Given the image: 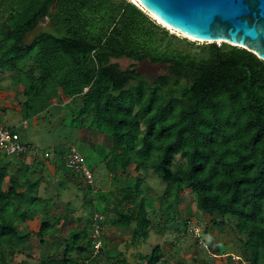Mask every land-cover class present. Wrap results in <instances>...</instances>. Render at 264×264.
Instances as JSON below:
<instances>
[{
  "label": "trees",
  "instance_id": "obj_1",
  "mask_svg": "<svg viewBox=\"0 0 264 264\" xmlns=\"http://www.w3.org/2000/svg\"><path fill=\"white\" fill-rule=\"evenodd\" d=\"M43 20L48 24L38 27ZM174 40L180 37L131 0H0V89H13L24 125L55 100L80 125L87 118L88 126L109 136L102 158L119 184L96 189L91 202L104 216L103 226L129 228L134 244L149 237L150 213L165 219V231H187L190 220L178 218L187 189L213 224L227 220L238 228L246 257L238 255L239 263L260 264L264 61L226 42L201 43L199 52L191 53L175 47ZM120 59L131 62L122 68ZM145 60L164 65L165 71L148 79L137 68ZM4 73L10 80L1 85ZM0 125L17 133L13 126ZM17 135L28 147L13 155L22 161L31 151H47L22 143ZM70 147L79 152L73 145L52 152L60 159ZM148 171L165 183L157 208L146 206L141 173ZM7 175L0 167V264H10L9 254L18 253L29 237L19 227L25 209L49 207L37 194V178L12 177L4 191ZM57 220L53 216L40 223L35 233L40 242L57 238ZM90 225L89 217L85 225L70 229L62 243L52 241L51 247L60 251L39 264H120L121 259L109 260L113 256H107L104 244L93 252ZM140 258L145 264H165L159 244Z\"/></svg>",
  "mask_w": 264,
  "mask_h": 264
},
{
  "label": "rangeland",
  "instance_id": "obj_2",
  "mask_svg": "<svg viewBox=\"0 0 264 264\" xmlns=\"http://www.w3.org/2000/svg\"><path fill=\"white\" fill-rule=\"evenodd\" d=\"M144 11L151 18L155 19L156 23H160L162 27L168 29L169 33L180 37V40L173 41V45L178 49L197 53L199 52L197 45L207 43L194 40L173 30L154 18L146 10ZM47 24L48 21L43 20L38 24V27ZM30 39L31 37L28 36L27 40L29 41ZM183 39L194 42L191 45ZM216 43L219 42L217 41ZM130 62L128 59L118 60L122 68L126 67ZM137 68L148 79H153L165 71L164 65L152 64L148 60L138 63ZM9 77L10 74L4 73L1 85L8 83L10 80ZM13 96V89H0V105L7 107L5 112L0 111V123L9 127L13 126L14 130L19 134L22 143L33 145L42 150L47 149L50 154L45 157L43 152L40 154H31V151L30 155L28 153L24 162L16 156L5 157L0 152V167H5L8 172V175L2 182V189L4 191L9 190L10 179L12 177L19 179H23L24 177L37 178V194L49 205L48 209L30 206L21 214L20 219L22 221L19 227L26 233L28 232L29 237L24 245L21 246L18 253L9 254L10 264H39L41 259L50 255L55 249L56 251H60L59 248L51 247L53 242H58V244L59 242L62 243V238L67 236L70 229L85 225L87 219L96 212L94 210L95 206L91 203L93 202L94 191L96 189L108 190L114 188L119 183L112 179V176L107 173L104 167V154L108 151L111 144V140L107 134L88 126L89 122L87 118L80 125V120L78 118L72 119V116L66 110L67 108L63 104L57 106L55 100H52L54 105L32 116L27 120V124L24 125L21 113L16 110L17 103ZM62 99L65 101L66 98L62 97ZM9 105H15L16 109L10 108ZM69 145L75 146L83 157L85 156L87 159L85 165L88 169L92 167L94 173L90 171L92 174L91 182H88L81 172L73 171L65 163L64 157L57 159V154L52 152L54 147L64 149ZM176 157L182 159L179 154ZM128 169L131 174H135L132 165ZM141 174L145 179L142 188L145 193H148L146 201L147 209H150V207L157 208L159 203L157 195L163 191L165 183L151 171ZM182 194L183 198L179 204L182 218L192 221L188 230L185 231L183 229V231L179 232L165 231L164 227L167 225L165 219L155 216L154 213H150L151 230L146 241L135 244L130 243V246L127 243L125 246L128 249H132V252L127 248H122L124 254L129 252L133 254L135 252L134 258L125 256L131 261L130 264H133L132 261L137 264L141 260L140 257L145 253H150L156 244L162 245L165 254H167L168 261H172V264H175L177 260L178 262L182 261L184 262L183 264H187L190 258L191 262L192 258H194V264H233V261L227 256V253L222 255L216 251V245L220 241L223 242V245L228 249L229 253L245 257L243 252L244 246L242 245L243 241L240 239L241 235L239 234L238 228L235 227V224L227 220L223 222L218 220L217 224H213L208 215L198 213L189 190H184ZM51 198L54 199V203L50 206ZM53 216L59 218L56 222V225L60 229L57 238L52 240V242L50 241V236H46L44 242H40L39 237L35 233L42 221L51 220ZM106 226L107 223L103 226L104 232L106 231ZM193 226H196L197 229L199 228L197 232L192 230L194 228ZM127 229H115L113 237L115 236L116 238L119 232L127 231ZM223 245L220 244V247L224 248ZM171 246H176L181 250L185 260L180 258V254L174 256L173 254L175 253L169 252ZM197 246L201 247V249L197 248ZM110 251L113 254V250ZM203 256L209 258V263L205 258H202ZM120 262L123 264L124 258ZM260 264H264V261Z\"/></svg>",
  "mask_w": 264,
  "mask_h": 264
},
{
  "label": "water",
  "instance_id": "obj_3",
  "mask_svg": "<svg viewBox=\"0 0 264 264\" xmlns=\"http://www.w3.org/2000/svg\"><path fill=\"white\" fill-rule=\"evenodd\" d=\"M137 1L181 34L242 47L264 61V0Z\"/></svg>",
  "mask_w": 264,
  "mask_h": 264
},
{
  "label": "built area",
  "instance_id": "obj_4",
  "mask_svg": "<svg viewBox=\"0 0 264 264\" xmlns=\"http://www.w3.org/2000/svg\"><path fill=\"white\" fill-rule=\"evenodd\" d=\"M28 147L19 142V138L17 133L11 132L9 129L4 128L0 125V151L8 156H13L16 154L24 153ZM49 152L45 151L43 155L45 157L49 156ZM65 163L72 168L75 172H81L83 176L87 179L88 182L92 180V174L89 169L85 165L84 158L82 155L75 150V148L70 147L68 151L65 153ZM104 216L100 213L95 212L91 217V225H90V237H91V245L93 252H97L99 249L103 248V232L104 227L102 225V221ZM192 223V221H190ZM195 232L198 231L196 226H193ZM230 259L233 261V264H240V257L238 255H234L233 253L227 254ZM242 264H245L242 261Z\"/></svg>",
  "mask_w": 264,
  "mask_h": 264
},
{
  "label": "crops",
  "instance_id": "obj_5",
  "mask_svg": "<svg viewBox=\"0 0 264 264\" xmlns=\"http://www.w3.org/2000/svg\"><path fill=\"white\" fill-rule=\"evenodd\" d=\"M16 104V103H15ZM10 106V108H15L16 109V107H15V105H9ZM0 107H1V105H0ZM4 107H6V106H4ZM6 109H7V107H6ZM182 200V199H181ZM181 200H180V202H181ZM180 202H179V204H180ZM178 208H179V216H178V218L179 219H182V213H181V209H180V205L178 206ZM196 210L198 211V213H202L200 210H198V208L196 207ZM202 214H204V213H202ZM109 228V229H108ZM117 228H120V229H125V228H122V227H109L108 225L106 226V231H105V234H104V237H103V244H105V247H104V249L106 250V252H107V256H109V255H113V258H111V259H109V260H113V261H115L116 259L117 260H119V259H123L125 256H127V257H129V256H131V258L135 255V252L132 254V253H130V252H132V249H128L125 245L128 243V246H130V243L132 242L131 241V230L128 228L127 229V231H121V232H119V234L117 235V237L115 238V236L113 237V232L115 231V229H117ZM180 231H183V230H180ZM175 232H179V231H175ZM220 244H222L223 245V242L222 241H220V242H218V244L216 245L217 246V248H216V251H218V254H222V255H224L225 253H229V251H228V249H226V247L223 245V247L224 248H221V250H223L224 252H220L221 250H220ZM168 247H169V245H167ZM161 247H162V245H161ZM122 248H127L130 252L129 253H127V254H123V255H119L117 252H119V251H121V252H123V250H122ZM197 248H199V249H201V247H199V246H197ZM115 249V250H114ZM110 250H113V254L111 253V251ZM162 250L164 251V249L162 248ZM202 250H204L203 248H202ZM127 251V250H126ZM169 252H171V253H175V254H173L174 256H177L176 254H180V258L181 259H183V260H185L184 259V257H183V253L181 252V250H179L176 246H171V250L169 251ZM167 253V252H166ZM167 254H165V251H164V259H165V264H169L170 262V264H172V261H168V258H167V256H166ZM213 256H214V254H213ZM228 256V255H227ZM127 257H125L124 258V263L123 264H130L131 263V261H129L128 260V258ZM134 258V257H133ZM202 258H205L206 259V261L209 263V258H207V256H203ZM186 259H189V258H186ZM134 260V259H133ZM195 263V261H194V258H192V262H191V258H190V261H189V263H187V264H192V263ZM132 263L133 264H135V262L134 261H132ZM184 262H182V261H179L178 262V260L176 261V263L175 264H183ZM193 263V264H194ZM121 264V263H120ZM137 264H145V261H143V260H139V262L137 263ZM174 264V263H173ZM186 264V263H185ZM205 264V263H204ZM207 264V263H206ZM211 264V263H210Z\"/></svg>",
  "mask_w": 264,
  "mask_h": 264
},
{
  "label": "bare ground",
  "instance_id": "obj_6",
  "mask_svg": "<svg viewBox=\"0 0 264 264\" xmlns=\"http://www.w3.org/2000/svg\"><path fill=\"white\" fill-rule=\"evenodd\" d=\"M131 1H132V0H131ZM133 2L136 3V4H138V1H137V0H133ZM151 15H152L154 18H156L157 20H159L161 23H163V24H165L166 26L170 27L169 25H167L166 23H164L163 21H161V19H159L158 17H156L153 13H151ZM170 28H171V27H170ZM172 29H173V28H172ZM184 35H186V34H184ZM186 36H188V35H186ZM188 37L193 38V37H191V36H188Z\"/></svg>",
  "mask_w": 264,
  "mask_h": 264
},
{
  "label": "clouds",
  "instance_id": "obj_7",
  "mask_svg": "<svg viewBox=\"0 0 264 264\" xmlns=\"http://www.w3.org/2000/svg\"><path fill=\"white\" fill-rule=\"evenodd\" d=\"M136 5H138V4H136ZM138 6H140V5H138Z\"/></svg>",
  "mask_w": 264,
  "mask_h": 264
}]
</instances>
